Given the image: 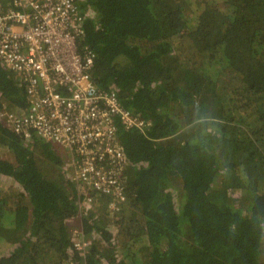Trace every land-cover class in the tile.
Segmentation results:
<instances>
[{
	"label": "trees",
	"instance_id": "1",
	"mask_svg": "<svg viewBox=\"0 0 264 264\" xmlns=\"http://www.w3.org/2000/svg\"><path fill=\"white\" fill-rule=\"evenodd\" d=\"M76 4L98 86L157 124L120 129L127 200L108 224L92 190L80 215L63 148L0 116V264H80L85 240L90 264H264V0ZM14 107L24 87L0 62V111Z\"/></svg>",
	"mask_w": 264,
	"mask_h": 264
},
{
	"label": "built area",
	"instance_id": "2",
	"mask_svg": "<svg viewBox=\"0 0 264 264\" xmlns=\"http://www.w3.org/2000/svg\"><path fill=\"white\" fill-rule=\"evenodd\" d=\"M77 11L76 0L0 1V62L19 77L28 105L26 111L2 108L0 116L11 131L31 137L34 130L41 141L62 147L66 175L109 196V217L118 218L128 162L120 129L147 135L157 117L127 109L116 91L96 84L95 53L80 49L84 28ZM77 248L80 264H87L89 242Z\"/></svg>",
	"mask_w": 264,
	"mask_h": 264
},
{
	"label": "clouds",
	"instance_id": "3",
	"mask_svg": "<svg viewBox=\"0 0 264 264\" xmlns=\"http://www.w3.org/2000/svg\"><path fill=\"white\" fill-rule=\"evenodd\" d=\"M94 77H95V75H94ZM94 80H95V78H94ZM97 84V83H96ZM98 85V84H97ZM100 87V86H99ZM115 91V90H114ZM117 92V91H116ZM257 120V119H256ZM182 143H184V142H182ZM125 148V147H124ZM125 151H126V149H125ZM127 155V154H126ZM34 159V158H33ZM34 163V162H33ZM35 165V164H34ZM36 167V166H35ZM37 168V167H36ZM83 188H85V187H83ZM90 191H91V189H87L86 191H85V193H84V196L78 201V202H76V204H77V207L78 208H81L82 209V212L80 213V215L81 214H87V213H89L88 211V207H84L86 204H88V202H91L92 204H93V200H95V197H94V195L95 194H97V196H99L100 198H102L104 201H106V199L108 200V199H110L109 198V196H105V195H100V194H98L97 192H93L92 194H94L93 196H91V194H90ZM93 191V190H92ZM125 192H126V188H125ZM126 200H127V195H126ZM126 202V201H125ZM82 203H85V205H82ZM105 203V202H104ZM109 204H110V201L108 202V204H107V201H106V203H105V205L102 207V208H100L99 207V209L100 210H102V211H106V213H107V215H106V220L108 221L107 223L108 224H110L111 222H115L116 220H119V219H121L122 218V213H120V215H119V217L118 218H110L109 217V208H108V206H109ZM124 207V206H123ZM123 207H122V210H123ZM71 219H73V218H71ZM70 221V220H69ZM95 221H101V220H99V219H96L95 218ZM79 223V222H78ZM70 224V223H69ZM79 226V225H78ZM85 237L86 238H88V236L87 235H85ZM85 243V242H84ZM88 243V242H87ZM76 249L78 250V253H79V259L80 258H82V249H78L77 248V245H76ZM92 249H91V247H90V256H89V258L87 259V264H90L91 263V255H92ZM76 264V263H75Z\"/></svg>",
	"mask_w": 264,
	"mask_h": 264
},
{
	"label": "rangeland",
	"instance_id": "4",
	"mask_svg": "<svg viewBox=\"0 0 264 264\" xmlns=\"http://www.w3.org/2000/svg\"><path fill=\"white\" fill-rule=\"evenodd\" d=\"M24 156H23V160L25 161V163L27 164V165H30V169H28V171L31 173V171H33L34 173H35V171L36 172H38L37 171V163H38V156H37V152H36V150L33 148V147H30V146H26L24 149ZM26 151V152H25ZM26 153V154H25ZM34 158V159H33ZM34 162V163H33ZM35 164V165H34ZM36 166V167H35ZM32 169V170H31ZM58 169V166L57 165H55V164H52L51 165V171H55V170H57ZM38 170H39V168H38ZM37 174H40L41 175V173L39 172V173H37ZM84 191H86L87 190V188H82ZM98 198H100L99 196H98ZM102 201L101 202H103L104 203V200L102 199V198H100Z\"/></svg>",
	"mask_w": 264,
	"mask_h": 264
},
{
	"label": "flooded vegetation",
	"instance_id": "5",
	"mask_svg": "<svg viewBox=\"0 0 264 264\" xmlns=\"http://www.w3.org/2000/svg\"><path fill=\"white\" fill-rule=\"evenodd\" d=\"M29 169H30V167H29Z\"/></svg>",
	"mask_w": 264,
	"mask_h": 264
}]
</instances>
